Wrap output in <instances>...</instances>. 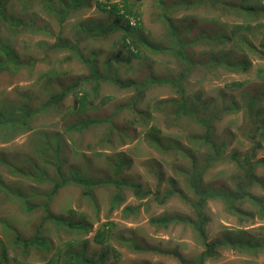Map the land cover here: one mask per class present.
I'll list each match as a JSON object with an SVG mask.
<instances>
[{
    "label": "rangeland",
    "instance_id": "1",
    "mask_svg": "<svg viewBox=\"0 0 264 264\" xmlns=\"http://www.w3.org/2000/svg\"><path fill=\"white\" fill-rule=\"evenodd\" d=\"M176 1V2H175ZM205 1V0H202ZM236 0H225L235 2ZM90 6L82 7L77 12H72L59 24L58 17L49 12L42 0H7L8 9L20 14L24 5L30 4L28 12L36 14L40 20L49 27V33L20 32L16 35L7 33L4 24L0 25V36L10 37V44L24 61L33 64L31 70L21 69L18 73L9 72L0 75V98L6 100H20L24 93L39 95L42 100L49 97L50 84H67L76 77L88 76L90 73L87 65L78 57L72 56L68 51H50L48 48L55 43L61 35L73 41L80 32V26L93 28L97 25H110L115 16L102 11L98 3H117L132 8L139 21L138 32L144 38L159 45L162 50L152 51L141 46V52L133 55L135 49L124 45L123 33L116 31L109 35L108 39H86L81 41L79 49L85 56L98 54L99 71L107 76L106 63L110 62V77L127 81L146 77L153 74L156 77L169 78L181 70L182 62L176 55L163 48H171L178 42V36H173L168 25L164 23L165 15L169 17L176 28L183 32L184 36L193 42L185 46L186 61H192L193 68L188 75L185 91L186 97L195 100L196 95L201 96L196 101L209 112L227 107L235 102L238 110L228 111L219 121H215L214 136L217 140H227L230 145L226 148V154L239 152L244 154L249 151L252 143L245 137L243 130L247 126L245 120L244 105L249 95L260 91L261 99L257 102L256 110L262 113L264 120V59L254 53L248 45L239 39L243 34L250 42V47L261 48L264 39V14L260 13L257 19L248 21L236 14H225L220 8H212L202 5H184L185 0H88ZM264 9V0H250ZM188 4V3H186ZM165 7V8H164ZM164 8V9H163ZM251 22L254 30L251 32L238 29L233 34L236 26H246ZM132 24V23H131ZM194 25L193 28L187 30ZM205 30L210 34L225 35L222 44L208 43L206 40L197 41L201 36L200 31ZM199 34V36H198ZM184 38V37H183ZM133 51V52H132ZM137 52V50L135 51ZM134 52V53H135ZM118 61L113 60L120 54ZM211 54L215 58H229L236 62H243L248 70L231 71L226 67H217L215 58L210 61ZM107 56H111L109 61ZM189 61V62H190ZM197 64L194 66V62ZM213 62V64H212ZM212 64V66H211ZM216 67H213V66ZM97 95L92 92L93 84L86 83L82 89L91 93V100L95 107L91 110L72 115L71 108L79 93L70 94L58 109L43 111L32 122V129L24 134L15 136L9 142L2 141L0 137V155L8 158L9 162H15L22 156H27L33 162L43 160V149L47 143L60 144V157L64 161L63 171L70 174L80 170L92 178L112 177L113 160L120 156L126 161V165L120 172L119 179L128 180L131 183L141 184L143 190H151V194L144 199H137L130 189H123L125 201L119 208L111 210L112 188L111 185H102L94 190L96 206L83 194L82 186L70 184L58 191L50 201L47 195L53 185L50 180L43 183L34 178L22 179L13 176L6 167L0 165V176L3 181L20 190L28 196L30 192L37 193L33 205H41L28 213L22 202L18 199L4 197L0 193V221L12 223L21 234L29 236L37 227L41 226V233L48 239V250L32 248L25 257L17 250L10 248L8 252V264H50L49 261L57 259L55 264H76L70 261V256L85 250L86 258L96 261L106 253L103 264H181L176 258L156 252L136 253L129 248V240L135 239L141 244L178 252L186 260L193 261L203 251V245L199 240L194 224L172 223L168 227H159L151 223L153 218L163 215H182L197 220L195 209L191 202L193 193L185 184V176L182 169L191 168V161L181 151L160 152L155 145L148 140V134L155 127L165 142L171 144L176 141L185 150L197 158L202 164L208 151L205 145H195L189 136L200 132L197 124L188 123L190 120L181 118L173 123L168 114L154 109L156 101L167 98H180L172 86L151 85L146 89L142 101L135 110L142 111L147 119H137L136 112L127 105L135 96L133 88H122L109 79L99 80ZM55 87V86H54ZM52 87V88H54ZM55 89V88H54ZM82 93V92H81ZM80 93V96H81ZM93 104V105H94ZM90 119L111 118L115 129H110V124L103 123L85 129L83 131H69V127L77 124L79 117ZM138 122H134V121ZM259 140V139H258ZM37 142V144H36ZM257 158H264V147L258 152ZM112 160V164L109 162ZM150 165L160 167L165 181L158 185L156 175L150 171ZM45 166L51 179L57 177L52 166ZM237 173V167L229 159H224L207 170L203 182L207 185H225L232 187V179ZM259 177L264 178V166L256 170ZM170 179L176 181L175 187L170 184ZM180 191L182 196L176 193ZM255 195L262 196L264 191L259 187L251 190ZM167 192H171L167 196ZM158 194V195H157ZM49 202V203H48ZM49 205L50 212L66 217L73 223L83 222L87 230L70 229L64 225L56 227L55 223L46 220L44 205ZM126 207L132 208L126 213ZM243 205V208H248ZM207 218L205 226L208 240H219L228 236H237L239 232H245L256 240L264 241V217L254 218L241 222L237 216L227 212L225 205L218 200H209L204 210ZM43 220L45 222H43ZM111 222L113 231L109 235L107 244H99L95 236L102 226ZM230 234V235H227ZM3 228L0 222V236H3ZM123 237V240H120ZM233 237V238H234ZM127 240L128 242H124ZM74 242L73 246L62 247L66 242ZM61 248H66L62 249ZM67 250L71 252L70 256ZM219 253L214 259L205 264H264V252L256 254L243 253L234 248L220 247ZM20 252V251H19ZM101 262V261H100Z\"/></svg>",
    "mask_w": 264,
    "mask_h": 264
},
{
    "label": "trees",
    "instance_id": "2",
    "mask_svg": "<svg viewBox=\"0 0 264 264\" xmlns=\"http://www.w3.org/2000/svg\"><path fill=\"white\" fill-rule=\"evenodd\" d=\"M30 3V0H26V3ZM45 4L46 9L49 12H53L59 19V24H63L68 15L72 12L79 11L82 7H89L88 0H42ZM176 2V1H175ZM181 2V0H177ZM188 3V4H186ZM202 5L210 6L212 8H220L225 14H236L239 17H244L248 21L250 19H257L260 13L264 14V9L257 3H252L250 0H236L235 2H225V0H185L184 5ZM99 9L102 11L109 12L115 16V20L110 25H97L93 28H87L80 26V32L73 41L59 35L54 44L49 46L50 51H68L72 53V56L68 59H72L73 56L78 57L84 64L87 65L89 71L88 76L76 77L73 81L67 84H57L52 86L50 84L49 97L47 100H42L39 95H32L31 93H24L20 100H6L0 98V137L2 141L9 142L19 134H24L32 129V122L34 118L42 113L51 109H58L62 106L64 100L72 93H79V97L74 100V106L71 108L72 115H76L78 112L80 115L91 110L95 107L94 101L91 100V93L82 89V86L86 83L94 85L92 92L97 95L99 80L105 81L111 79L115 85L135 90V96L132 101L127 105L131 110L136 112V118L145 120L147 115L142 111L135 110L138 104L142 101L144 93L147 88L151 85H169L175 89L177 95L180 98H167L156 101L154 103V109L163 111L168 114V117L172 119L173 123H178L181 118L190 120L188 123L197 124L200 132L189 136L190 141L195 145H205L208 149L205 155L204 162L199 164L197 158L189 153V150L176 141L165 142L164 138L159 135V130L155 127L148 134V140L157 147L160 152H171L181 151L185 156L189 157L191 161V168L180 170L181 174L185 176V184L188 189L193 193L194 200L191 202L192 207L196 211L197 220L184 217L182 215H163L157 218H153L151 223L159 227H168L172 223H191L194 224L196 232L198 233L199 240L203 245V251L199 256L193 260H186L178 252L171 250H161L145 244H141L135 239L129 240V248L136 253L144 252H156L164 255H170L180 261L181 264H205L208 260L214 259L219 253L220 247L228 246L239 250L243 253L256 254L260 251L264 252V241L256 240L245 232H239L237 236L224 237L219 240H208L206 231L207 218L204 210L209 200L221 201L228 213L237 216L241 222L250 220L255 216L264 217V195H255L251 190L254 187H259L264 191V178L259 177L256 174V170L259 166H264V158H257V154L264 147V120L261 118L262 113L256 110L257 102L261 99L260 91L256 94L249 95L247 97L246 104L244 105L246 125H244L243 133L245 137L252 143L251 148L248 152L240 154L239 152H230L226 154V148L230 145L227 140L219 141L215 138V121H219L225 113L228 111L238 110L239 106L235 102H231L229 106L221 108L219 110L205 111L203 107L197 105L196 101L201 100L200 95H196L195 100L191 97H186L185 86L188 80V75L191 73L193 68L192 61H186L187 56L185 55L186 50L184 47L192 44L187 37L184 36L186 33L185 28H182L183 32L179 31L176 26L173 25L171 19L166 14L164 23H166L169 29L172 31V35L178 36V42L169 48H163V50L170 51L181 59L182 67L181 70L169 78L156 77L153 74H148L146 77L137 79H130L123 81L115 77H110L109 71L111 70L110 62L106 63L107 76H103L99 71L98 65V54L93 53L90 56H85L79 49L81 41L92 38L100 39L101 41L108 39L109 35L120 31L123 33L122 39L124 45L132 46L135 51L133 55H138L141 52V46H145L152 51H160L162 48L154 43H150L149 40L143 37L142 34H136L139 26H132L131 19L137 18V14L132 12V8L124 5L120 7L119 4L113 3H98ZM30 4L24 5L23 12L20 14L13 13L8 9L7 0H0V25L4 24L7 33L10 35H16L20 32L29 31L32 33L45 32L49 33L48 25L40 20L36 14H30L28 9ZM165 8V7H164ZM163 8V9H164ZM138 20V18L136 19ZM194 25L187 30L190 31ZM242 28L244 31L251 32L254 28L251 22L247 23L246 26H236L233 34L239 32L238 29ZM201 36L197 37V41L203 40L208 43H219L222 44L230 41V38L223 33L221 35L210 34L208 31L201 30ZM184 37V38H183ZM241 42L248 45L249 48L264 59V39L261 42V48L250 47V42L244 38L243 34L239 38ZM10 37L0 36V75L2 73L16 74L21 69L31 70L33 64L28 61H24L22 57L16 52V50L10 44ZM121 53L112 57L113 60L118 61ZM111 61V56H107ZM216 55L211 54L210 61H212ZM213 62H216L217 67H226L231 71L245 70L248 68L243 62H236L229 58H215ZM212 62V64H213ZM197 62H194V66ZM211 64V66H212ZM215 65L213 67H216ZM264 78V76H263ZM54 87V88H52ZM82 92V93H81ZM81 93V96H80ZM94 104V105H93ZM96 108V107H95ZM178 121V122H177ZM78 123L70 126L69 131H83L94 126H99L103 123L110 124V129H115L114 124L111 122V118H97L90 119L87 117H79ZM134 122H138L137 120ZM259 139V140H258ZM37 144V142H36ZM43 160L39 162H33L27 156H22L20 159H16L15 162H9L8 158L0 155V165L7 168V170L16 177L22 179L34 178L36 181L43 183L44 181L50 180L53 185L51 192L47 195V200L50 201L57 195L58 191L62 188L69 186L70 184H77L82 186L84 196L89 198L96 206V200L94 197V190L100 188L102 185H111L112 188V199H111V210L119 208L120 205L125 201L123 197V189H130L137 199H144L151 194V190H143L141 184L131 183L125 179H119L122 168L126 165V161L121 159L119 155L113 160L112 177L92 178V176L82 173L80 170L72 171L71 176L64 173L63 165L64 161L60 157V144L56 145L47 143L43 149ZM229 159L235 163L237 167V173L232 179V187L225 185H207L203 182V177L207 170L212 164ZM112 164V160L109 161ZM52 166L57 174L56 180L51 179L47 173V169L41 165ZM150 171L153 172L157 179L158 185L161 186L165 181L164 174L160 167L150 165ZM170 184L175 187L176 181L170 179ZM0 193L4 194V197L11 198L12 201L19 200L22 205L26 208L28 213L32 212L41 205H33V198L37 193L30 192L25 195L20 188L14 187L3 181L0 176ZM182 196L180 191H177ZM167 196L171 192L166 193ZM158 195V194H157ZM49 203V202H48ZM243 205H248V208H243ZM46 216L45 219L55 223L56 227L68 226L70 229L75 230H87V226L83 222L73 223L67 221L66 217L57 215L49 210V205L43 206ZM132 208L126 207V213L133 212ZM3 228V236H0V264H8V252L10 248L17 250L22 257H25L32 248L48 250V239L41 233V226L37 227L29 236H25L19 232V230L10 222L5 220L0 221ZM43 222H45L43 220ZM108 222L98 230L95 241L99 244H107L109 235L113 231V226ZM120 237V240H123ZM124 242H128L124 240ZM74 242H66L62 247L73 246ZM66 249V248H61ZM20 251V252H19ZM70 256L71 252L67 250ZM85 250L78 253H74L70 256V261L76 264H103L105 261L106 253L102 254L101 259L96 261L93 258L85 257ZM59 258V257H58ZM57 259L49 261L50 264H55ZM101 261V262H100Z\"/></svg>",
    "mask_w": 264,
    "mask_h": 264
},
{
    "label": "clouds",
    "instance_id": "3",
    "mask_svg": "<svg viewBox=\"0 0 264 264\" xmlns=\"http://www.w3.org/2000/svg\"><path fill=\"white\" fill-rule=\"evenodd\" d=\"M136 19H137V18H135V19H131V23H132V24H131V23H130V24H131L132 26H139V21L136 20ZM44 182H45V181H44Z\"/></svg>",
    "mask_w": 264,
    "mask_h": 264
}]
</instances>
